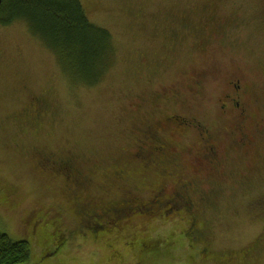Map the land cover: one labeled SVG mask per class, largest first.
I'll return each mask as SVG.
<instances>
[{
	"label": "rangeland",
	"instance_id": "374dc122",
	"mask_svg": "<svg viewBox=\"0 0 264 264\" xmlns=\"http://www.w3.org/2000/svg\"><path fill=\"white\" fill-rule=\"evenodd\" d=\"M82 1L88 17L107 27L115 44L114 64L96 85L66 75L26 21H0V231L29 242L25 264H140V241L150 236L161 238L163 248L146 256V264H161L154 262L160 257L166 259L162 264H264V206H255L264 195L262 146L244 149L225 142L219 173L187 172L210 197L217 189L215 204L198 205L213 239L210 257L201 247H175L182 226L174 228L168 248L164 242L171 227L160 229L165 221L151 218L131 217L123 226L112 221L100 228L102 233L95 230L100 238L93 240L66 192L42 174V155L36 153V148L55 149L59 156L65 150L76 153L92 169L87 173L94 186L106 184L113 193L115 182L106 173L132 161L130 175L137 182L141 168L131 160L137 129L163 114L158 110L175 108L187 115L213 109L210 96L222 95L236 67L264 94V73L258 72L264 66V0ZM204 70L213 72L206 80L210 92L199 95L193 82ZM157 91L169 102L143 100ZM36 96L43 99L40 118ZM185 100L194 109H184L180 102ZM179 132L170 136L171 143L183 159L192 160L200 148L195 135ZM156 179L150 177L151 186ZM57 240L62 243L54 244Z\"/></svg>",
	"mask_w": 264,
	"mask_h": 264
},
{
	"label": "flooded vegetation",
	"instance_id": "af4514ba",
	"mask_svg": "<svg viewBox=\"0 0 264 264\" xmlns=\"http://www.w3.org/2000/svg\"><path fill=\"white\" fill-rule=\"evenodd\" d=\"M230 72L226 77L221 96H210L212 93H207L214 102L213 109L208 110L203 107L202 110H196L203 112L207 118H200L199 114L194 113L193 110L187 115H183L172 108L162 111L163 114L155 119H147L143 122L144 127L138 128L137 143L131 160L140 163V167H142L140 176H146L149 179L157 176L154 185L144 186L151 195L150 197L133 190L131 188L133 179L129 183L125 175L123 177L122 172L130 170L126 163L117 165L118 169L106 173L114 179L113 185H115V193H117L115 194L106 184L94 186L93 176L91 177L87 173L92 169L81 166L80 157L76 153L66 150L61 157H51L50 159L44 150L36 148V153L42 155L43 175H50L57 181L55 164L57 167L62 165L66 168L69 181L65 189L68 191L71 201L74 202L76 209L74 214L77 219H84L85 227L92 231L93 240H98L100 237L97 236L102 233L100 228L112 221L116 223L122 221L121 226H123L131 217H134V220L151 218L153 221L157 220V223L165 221L159 226L160 229L171 227L168 232L169 236L164 242L167 247H170L169 239L173 238L174 228L182 226L180 233H177L179 236L174 238L175 244H178V241L181 243L174 245L175 247L187 246L192 249L201 247L206 257L213 255L211 232L199 216L201 212L198 210V205L200 203V205H204L207 202L215 204L217 189H213L210 197L205 191L196 188L195 175H188L187 172L199 173L204 170L208 175L219 173V166L226 158L225 156L222 158L221 153L225 142L230 146L232 143H241L244 149L249 145L264 147V115L260 112L263 107L264 94L245 80L241 67H236ZM258 72L264 73V66H260ZM210 73L213 72L204 70L195 77L193 82L195 93L201 95L208 90L210 92L206 85ZM176 95L174 91V97ZM33 99L36 102V105L34 104L35 112L40 118L39 102L42 103L43 99L41 96L33 97ZM159 99H162V95L156 92L151 98V102L155 103ZM163 100L166 102L170 100V97L164 96ZM180 104L184 109H194L188 100L182 101ZM141 106L142 104L139 105V107ZM175 130L195 135L200 148L199 153L194 155L192 160L183 159L180 151H177L171 143L170 136L175 134ZM224 138H227L228 141ZM54 158L60 163L56 162ZM75 159L79 168L73 169L72 163ZM118 170L120 172H116ZM248 178L252 180L251 175H248ZM244 180L246 181V179ZM167 184H171V186L168 187ZM258 198L256 197L255 200ZM255 206H264V195L260 197ZM109 227L106 230H110ZM95 230L100 233H96ZM162 243L161 238L152 236L143 238L140 241V264H146L144 261L146 256L156 255L160 245L161 253ZM174 248L173 250H175ZM165 260L160 257L154 262L162 264Z\"/></svg>",
	"mask_w": 264,
	"mask_h": 264
},
{
	"label": "trees",
	"instance_id": "16d2710c",
	"mask_svg": "<svg viewBox=\"0 0 264 264\" xmlns=\"http://www.w3.org/2000/svg\"><path fill=\"white\" fill-rule=\"evenodd\" d=\"M8 11L9 14L5 16ZM16 19L27 22L32 31L49 46L62 71L77 82L96 85L114 64L113 35L107 27L98 25L88 17L82 0H3L0 7L1 23L7 24ZM143 100L151 102V97ZM45 153L50 159L61 157L52 148L46 149ZM79 162L83 166L81 159ZM72 166L73 169L79 168L76 159ZM56 172L59 188L66 192L67 200L75 207L65 189L69 181L66 168L60 165ZM60 243L57 240L54 244ZM29 257L30 245L27 240H13L0 231V264H25Z\"/></svg>",
	"mask_w": 264,
	"mask_h": 264
},
{
	"label": "bare ground",
	"instance_id": "6f19581e",
	"mask_svg": "<svg viewBox=\"0 0 264 264\" xmlns=\"http://www.w3.org/2000/svg\"><path fill=\"white\" fill-rule=\"evenodd\" d=\"M244 77H245V76H244ZM252 85L255 86V83L253 82ZM259 92L262 93L263 91H259ZM152 96H153V94H150V95H149V97H151V98H152ZM157 102H159V100H158ZM168 102H169V100L166 101V102L163 101V103H165V104L168 103ZM142 106H143V104H142ZM158 112H161V113H162L161 109L158 110ZM131 162H132V161H127V162H124V163H122V164H125V163H126V165H128V166L130 167V166H131ZM116 163L118 164L119 161L116 160ZM137 165L140 166V163L137 164ZM116 167H117V165H115V167L113 166V170L116 169ZM140 168H142V167H140ZM149 171H150V170H149ZM132 173H133V171H132L131 169L122 172L123 177H124V175H125V177L128 179L127 182H129V183L132 181V176L130 175V174H132ZM139 176H140V175H139ZM152 176H155V175H152ZM156 177H157V176H156ZM109 181H110V183H113V182H114V179L111 177V175L109 176ZM144 186H151V185H150V179H149L148 177H146V176H141V177H139V178L137 179V182H135L134 180L132 181L131 188H132L133 190H135V191H137V192L143 194V195L149 196V194H148V192H147L148 190H147V188L144 187ZM139 188H140V189H139ZM138 196H140V195H138ZM140 197H141V196H140Z\"/></svg>",
	"mask_w": 264,
	"mask_h": 264
},
{
	"label": "water",
	"instance_id": "95a60500",
	"mask_svg": "<svg viewBox=\"0 0 264 264\" xmlns=\"http://www.w3.org/2000/svg\"><path fill=\"white\" fill-rule=\"evenodd\" d=\"M2 1H3V0H0V7H1Z\"/></svg>",
	"mask_w": 264,
	"mask_h": 264
}]
</instances>
